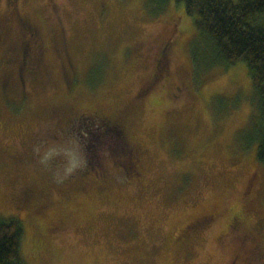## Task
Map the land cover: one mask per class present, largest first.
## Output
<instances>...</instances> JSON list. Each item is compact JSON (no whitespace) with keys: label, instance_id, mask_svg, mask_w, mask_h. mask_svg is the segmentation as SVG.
Returning a JSON list of instances; mask_svg holds the SVG:
<instances>
[{"label":"rangeland","instance_id":"374dc122","mask_svg":"<svg viewBox=\"0 0 264 264\" xmlns=\"http://www.w3.org/2000/svg\"><path fill=\"white\" fill-rule=\"evenodd\" d=\"M195 34L174 0H0V214L22 219L28 264H264L252 77L240 60L196 79Z\"/></svg>","mask_w":264,"mask_h":264},{"label":"trees","instance_id":"16d2710c","mask_svg":"<svg viewBox=\"0 0 264 264\" xmlns=\"http://www.w3.org/2000/svg\"><path fill=\"white\" fill-rule=\"evenodd\" d=\"M170 1L145 0L153 15L162 14ZM174 1L183 2L194 17L196 34L190 53L196 79L216 67L227 68L240 60L247 63L256 108L248 122L246 146L256 145L257 159L264 167V0ZM28 63L34 66L25 59L24 70ZM161 67L154 72L156 80ZM24 236L20 217L0 214V264H28L22 249Z\"/></svg>","mask_w":264,"mask_h":264},{"label":"flooded vegetation","instance_id":"af4514ba","mask_svg":"<svg viewBox=\"0 0 264 264\" xmlns=\"http://www.w3.org/2000/svg\"><path fill=\"white\" fill-rule=\"evenodd\" d=\"M11 1L12 0H7V6H8V9H9V12H11ZM8 21L11 22V19L8 18ZM21 23H23L22 21H19ZM24 27L25 29L27 30V34H28V37L25 35V38H26V43L30 44V46L32 48H34L36 50V52H38V54L41 53V48L43 47V40L39 34V32H37L35 29H33L31 26H27L24 24ZM42 40V41H41ZM169 45H170V41H168L167 43L164 44L163 46V49L161 51V53L159 54L158 58H157V62L158 63H161L162 59L166 57L167 55V51L169 49ZM40 50V51H39ZM20 59L19 61L21 62V69H24V66H25V57H24V54L20 55L19 56ZM7 63V62H6ZM8 64V63H7ZM36 66H37V63L35 64L34 63V68L32 66V71L33 73H36ZM159 66H157L158 68ZM39 72V71H38ZM37 75V74H36ZM22 78V77H20ZM25 80L24 78L21 79L22 83H24ZM176 91H180L181 90V86H176ZM177 92L174 94L175 96H177ZM82 119H87V120H90V119H94L92 117H88L84 114L81 115ZM94 120H98L100 122L101 125H106V129H112V127H109L107 126V122L108 120L106 118H102V117H99L97 119H94ZM4 123L0 122V128H3ZM125 145L127 146V152L128 154L125 153V156H124V159L120 162L121 166L129 173L132 175L133 172H135V169L137 168V165L135 164V156H134V151L133 149L129 146L128 143L125 142ZM133 156H134V159H133ZM138 166H139V163H138ZM140 173V171H139ZM130 175V176H131ZM30 191H31V188H27L24 193H23V198H26V196H28L30 194ZM215 218V215L213 214H208V213H203L199 216H197L193 221H191L190 223L186 224L185 226H183V228L181 229V231L183 232V234L186 232H191V231H194V230H199L201 229V227H203L204 225L206 224H209L211 223V221H213ZM233 228H239L240 226V221L238 219H236L233 223L230 224ZM257 258H259L258 256H255ZM251 258V257H249Z\"/></svg>","mask_w":264,"mask_h":264}]
</instances>
